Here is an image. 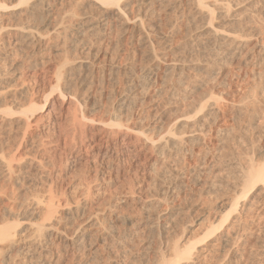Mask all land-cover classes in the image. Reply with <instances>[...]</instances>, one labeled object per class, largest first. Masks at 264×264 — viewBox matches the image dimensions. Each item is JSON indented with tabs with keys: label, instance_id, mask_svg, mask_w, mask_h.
Masks as SVG:
<instances>
[{
	"label": "rangeland",
	"instance_id": "obj_1",
	"mask_svg": "<svg viewBox=\"0 0 264 264\" xmlns=\"http://www.w3.org/2000/svg\"><path fill=\"white\" fill-rule=\"evenodd\" d=\"M165 1L167 0L128 1L130 3L126 8L128 21L118 13L116 7H113L110 10L111 12L109 11L110 14H101L100 8L96 9L99 5L97 4L98 0H85L83 4L80 2L79 5H68L66 8L62 3V5L57 3L59 6L56 4L57 7H54L58 11H54L51 16L49 15L50 18H55L54 20L61 23L60 18L63 21L64 19L67 20L71 16L69 14L76 10L79 14L82 12L85 15H80L85 21H91L87 23V26L93 24V28H95L90 30V25L86 27V32L84 29L85 33L82 31L83 33L79 34L78 39H74L76 47L71 49L68 54L60 50V46L52 45L47 52L48 54L46 53L45 56L38 57L37 61H33L35 57H32L31 60L25 58L24 53H26V50L17 54V52H14L12 45L8 47L0 45V72L1 75L3 74L0 77H4V82H0V88L9 86V88L15 89L22 86L21 92L17 93L15 97L18 99L17 102H21V104L28 103L29 97L35 92V89L39 88L40 96H42L39 102L41 104L47 103L46 108L51 109L50 116L45 118L44 122L41 123V127L32 130V141L30 140L23 146L19 144V140L26 128L28 117L21 112L22 108L19 109V103V105L17 104L13 107V112L15 113L12 115L7 114L8 121L6 126L0 129L1 156L9 157L10 154L12 156L16 152L15 150L19 149L22 152L25 150L26 158H28L26 155L29 156L35 153L40 155H38V158L43 157L41 166H37V168L29 165L24 166L20 173H16L18 176L16 180L18 181L14 180L12 182L9 181L10 178L7 177V172L5 173V169L3 170L0 164V198L4 200V204L11 205L13 209L19 211L20 217L14 219L16 222L19 220L18 230L21 232L20 235H29L31 226L33 227L36 223L43 220L40 214L33 218L31 215H27L28 220H24L23 211L32 212L35 209L31 204L33 197L36 198V196L48 194V190L50 191L49 187L53 186L56 196L65 197L68 202L67 205L60 208V211L63 209L64 213L60 212L58 220L56 219V224H58L57 226L61 231L59 237L62 245L69 243L68 238L72 236L79 237L82 235L85 238L84 236L88 235L83 243L84 258L88 259V261L93 259L91 263L97 264L100 261L103 262L105 260L106 262L108 260L116 261L118 264H146V259H148L145 258L146 254L153 257L158 255L160 250L165 249L164 245L168 244L169 240L173 242L176 238L182 236L184 228L190 227L188 233H186L188 237H200L202 230L199 228L197 219L203 217L205 212L215 204V201L218 202L216 197L220 194L222 195V193L228 194V191L233 192L232 187H226V185L235 182V176L239 173L238 165L246 164L249 157L253 159L264 158V0H230L233 6L231 16L235 15L232 19H228V16L223 18L224 16L219 15L218 10H216L215 15H219L214 20V22L216 21L214 23L216 26L212 25L208 20L206 21L200 13L193 10L194 0H177L173 4H167ZM125 3H121L122 6ZM69 7L71 9H68ZM91 11L96 15L95 17H93L94 15ZM238 18L241 19V22L236 23ZM140 20L143 24H141ZM19 22L20 19L17 17H13L11 20V23L14 24ZM133 25H135L136 31L133 30ZM214 29L222 33L233 32V34H239V32H242L243 37L245 35L244 38L252 40V43L245 41L243 44H236V46H226L227 43L225 45V43L223 44L220 41L217 42L213 36V38L211 37ZM132 32L136 34L146 32L151 36L152 40L159 41L158 45H156L161 59L159 61V72L161 73L159 74L160 77L165 78V82H162L161 85L159 84L160 86H155L157 88L153 87L151 90H146L148 93L142 96L143 98L145 96L142 99L145 103L142 102L140 112L138 111L136 117L133 118L135 123H130L132 124L131 126L136 132L145 128L149 131L155 129L157 135L159 133L158 138L168 135L172 129V131L186 136L191 133H200L199 135L202 138L200 145L193 146V150H196V153L199 150L200 155L198 152V154L195 153L192 156L191 153L187 152L189 153L187 156L190 157H186L182 153H175L176 157H174L175 154L174 156L164 157V163L166 162V165L170 164L167 167L170 166V169H172L170 170L168 167L167 172H170V174L166 173L163 180L170 181L168 180V175L171 177L172 175L175 177V174L181 175L177 179L184 180L183 185L186 190H184V193L181 192V195L180 193L179 195L173 193L174 197L169 193L168 195L174 199L169 197L170 204L163 202L159 209L164 219L159 222L154 220L152 223H157L158 225L146 228L144 226L145 222L151 223V220L145 218V209L141 210V208L145 201H147V204L153 201L151 199L155 197L150 195L153 192L155 193V191L150 187V191L148 189L137 193L132 198L136 199V201L132 200L129 202L130 200H128L123 202L118 200L121 197L119 192L122 190L119 186H123L125 183L126 185L128 184L129 176L127 171H124L125 166H123L122 173L118 178L113 176V181L109 184L107 183L104 191L92 193L87 203L83 195H80L81 186L83 188L85 180L90 179V174L95 172L96 165L90 155L83 153L80 155L81 157H77V152H71L69 146L65 147L64 150L65 141H61V143L57 141L59 134L64 137L63 133L68 134L73 128L71 113L65 109V104L67 107L69 105L67 103L74 99L72 97L69 101L66 99L65 102H62L58 98V90L49 82V79L56 77L57 66L66 57L70 58L71 62L73 61L72 65H79L82 60L88 64L93 63L94 69L97 71L90 73L92 79H89L91 81L88 77L86 78L85 75H82L85 72V67H81L79 72L77 70V74H82L79 77L76 75L77 79L72 80L69 90L81 102L79 109L77 108L78 113L85 114L86 118L90 120L96 118L95 116L99 117L107 114L112 107L118 104L121 96L123 97L125 93L124 89H127L128 86L126 76L123 73H119L113 79H109V76L104 78L100 67L108 66L112 61H116L118 69H125L133 50L131 46L132 39H130ZM196 38L197 41H195ZM218 46H222V50L225 51L222 52L228 55V60H225L226 57L224 56V58L218 57L213 53ZM2 47L4 49H1ZM13 47L15 48V46ZM226 47L230 49L227 51ZM231 50L233 53L230 52ZM139 51L141 52L142 49ZM140 52L138 59H142L141 61L145 60L144 62L149 64V57L151 58V56L147 55V52L146 54H142L143 51ZM207 61H211V63H207ZM197 62L200 63L197 64ZM17 73H23V79H17ZM83 78L84 80L80 81ZM21 81H24L23 85H19ZM158 88L160 89L158 90ZM15 98L12 97L10 99L13 100ZM10 99H7L8 102ZM208 100L209 102L219 101L221 104V109L215 118L212 115L205 118V111L203 110V112L201 110L195 111V108L192 110V107H194L192 105L201 104ZM3 104V100L0 99V105ZM72 107L70 105L69 108ZM36 112H39V109ZM211 117L214 120L216 119V121H213ZM203 118L207 119L208 122ZM88 119H86L87 122ZM90 120L89 122H91ZM210 120L214 123L212 124ZM51 121H56V123L54 122L55 124L51 125ZM203 121L209 125H206ZM203 124L205 126H202ZM197 129L200 130L197 132ZM179 130L183 131L179 132ZM186 147L190 149L191 145H186L183 150H187ZM217 161L219 162L218 164ZM211 165H214V167ZM100 166L104 165L100 164ZM234 166H237V168H233ZM231 168L232 170H230ZM208 170H211V172ZM197 175L198 177H195ZM199 175H202V177ZM207 176L210 177L207 179ZM217 176H222L225 179H222V177L217 178ZM191 177L193 180L190 179ZM195 179L196 181H194ZM137 180V178L133 179L135 184H137ZM204 181L205 183H202ZM199 182H201L202 186ZM208 182H212V186L215 183L216 185L218 183L226 185H223L222 192L215 193L211 191V193L207 191L210 189L208 187H211ZM167 184L164 182L166 187L168 186ZM164 185L162 184L161 186L165 189ZM257 191L254 190L253 192ZM160 194L162 197L165 196L162 195L163 193ZM239 198L243 200L245 196L240 195ZM79 200L83 203L80 211L76 209L77 201ZM22 204L27 205V209L24 208L23 210ZM113 204L116 205L114 212L129 214L131 219L128 224L124 225L119 219H113L114 212L111 211ZM258 206L254 211L255 214H242L243 223H245L244 225L247 226V229L240 242H248L246 243V248L240 245L234 250V254H238L243 249L254 252L255 255L260 254V257L254 256L258 261L251 258V262H248V264L264 263V201ZM140 211L144 214H140ZM237 215L239 216V214ZM4 217L1 222H15L13 221L14 219L8 218L9 216L7 218ZM99 218H102L101 221L105 219L103 221H105L106 225H113L112 229L103 228L105 226L100 224L102 222H98ZM220 231L221 229L218 231L219 233L217 232L218 237L220 236ZM198 233L200 234L198 235ZM122 237L126 240L125 242L122 240L121 243ZM18 248H13L9 251V254L17 255ZM67 251L70 256L67 253L64 255L63 264H71L72 261L69 262V259L72 260L74 258L72 250L68 248ZM201 252L203 254V251ZM225 253L224 251L210 252L209 257L207 256L206 261H201V264L234 263L235 261L232 260L231 263L228 259L229 255L233 259L234 254L227 253L228 256H226ZM203 255L205 256V254ZM94 259L96 261L100 260L95 263Z\"/></svg>",
	"mask_w": 264,
	"mask_h": 264
},
{
	"label": "bare ground",
	"instance_id": "obj_2",
	"mask_svg": "<svg viewBox=\"0 0 264 264\" xmlns=\"http://www.w3.org/2000/svg\"><path fill=\"white\" fill-rule=\"evenodd\" d=\"M84 1L85 0H2V2H0V45L1 46L3 45L4 47L5 46L8 47L12 45L14 52H17V54L18 52H24V50H26V53H24L25 58L31 60L32 57H35L33 61H37L38 57L45 56V54L51 49L52 45L60 46V50H62L64 53L67 52L68 54V52L71 49H75L76 47V41L74 42V39L77 38L79 34L89 25H90L89 27H91L90 30L95 29L93 28L94 25L89 24L87 26V23H90L91 21L90 20L85 21L83 18H81V16L83 15L82 12L81 14H79L76 10L72 11L73 12V13L71 12L72 14H69L71 16H69L67 20L62 17L64 19L63 21L60 18V21H62L61 23H59L57 20H54L55 18L54 19L50 18L49 15L51 16V14L54 11H58L56 10L57 3L60 4L62 3L66 8V6L68 5L69 6L71 5L75 6L77 4L79 5L80 2L83 4ZM128 1L131 0H98L97 4L99 5L98 8L96 9L100 8L99 11L101 12V14L102 13L107 14L111 9H113V7H116L118 13L124 16L125 20L128 21L129 18L127 17V12H126V8L130 4L128 3ZM175 1L177 0H167L165 2L167 4H173V2ZM123 2L126 3L123 4L122 6L121 3ZM231 2L232 1L230 0H194L193 10L200 13L206 21L208 20L212 25H214V23L216 22V21L214 22V20L219 15L221 16L223 15L224 16L223 18L228 16L227 17L228 19L229 18L232 19V17L235 15L234 14L233 16H231L233 11L232 10L233 6L231 5L232 4ZM68 9H71V7H69ZM216 10H218L219 12V15L217 14V16L215 15L216 14L215 12H217ZM95 16L96 15H94L93 17ZM13 17L19 18L20 22L17 24L11 23ZM238 19L236 20V23L241 22L240 21L241 19L239 20ZM141 24H143L142 21ZM133 30L136 31L135 25H133ZM241 33L240 32L239 34H233V32L222 33L219 30L214 29L211 37L213 36L217 42L220 41L223 44L225 43V45L227 43L226 46L230 45V47L231 45L236 46V44L238 43L243 44L245 41L248 43H252V40H249L248 38H244L245 35L243 37ZM150 37L151 36L146 32L142 34L140 33L136 34L134 32L131 33L130 39H132L131 46L133 50L131 51L132 52L130 54L131 56L129 57V61L126 64L124 70L118 69V64L116 63V61H112L111 64L108 66L100 67L102 68L104 78H107L109 76V79H113L116 78V76L119 73H123L126 76V83L128 86L127 89L126 88L124 89L125 93L123 97L121 96L120 100L118 101V104L115 107H112V109L109 110L107 114H103L99 117L95 116L96 118L90 120L86 118L85 114L78 113L79 112L78 107L81 105V102L78 98H75V96H73L72 94L73 92L69 90V88L72 85V80L77 79L76 75L79 77V75L82 74V73L77 74V70L79 72V70H81V67H85L84 70L85 72L82 75H85V77L86 78L88 77V79L92 77L90 76V73L97 71L96 69H94L93 63L88 64L83 62L84 60H82V62L79 63V65H72L73 61L71 62L69 60L70 58L66 57L64 61L62 60L60 65L57 66L56 77H54L53 79H49L50 80L49 82H51L52 86L58 90V98L62 102H65L66 99L67 101H69V99L72 97L74 99L73 101L67 103L69 104L67 107L65 104V109L69 110L71 113V119H72L71 121H73L72 122L73 128L70 133L68 134L63 133L64 137H61L62 135L59 134L57 141H59L60 143L61 141H65L64 142L65 146L63 145L64 150L65 147L69 146L71 152L72 151L77 152V157H79L83 153L90 155L93 158V163L96 165V169L94 170L95 172H93V174L92 173L90 174L89 180L87 179L85 180L83 188L81 186L80 195H83L84 200L87 203L90 199L89 196L92 193L94 194L104 191V188H106L105 186L107 185V183L109 184L113 181V176H116L118 178L122 173L123 166H125L124 171L126 170L129 176V179L126 178L128 179V181L126 179L125 181H127L128 184L126 185L125 183L123 186H119L122 188V190L119 192L121 197L118 198V200L123 202L128 200H130L129 202H131L132 200L136 201V199H132V198H134L133 196L136 195L137 193H141L143 190L147 191L150 187H152L154 189L153 191H155V193L153 192L150 195V196L154 195L155 198L151 199L153 201H151L148 204L147 201H145V204L143 203L142 208L140 207L141 210L145 209L144 211L145 218L151 220V223L145 222L144 225L145 228L157 226L158 225L157 223H152V221L154 220L159 222L161 219H164L159 209L162 206L161 203L163 202H168V204H170L168 200V198L170 197V195H168L169 193H171L172 197H174L175 196L174 194L179 195L180 193L181 195V192L184 193V190H186L185 189L186 187H184L183 185L184 180L183 179H182L183 181L181 179L178 180L181 175L178 176L177 174H175V177H173V175L172 177L168 175L170 174V172L168 173L167 171H168V167L170 169V166L167 167V165L170 164L166 165L165 164L166 162L164 163L163 161L164 157L174 156L175 153L176 154L182 153L183 155H186V157H190L187 156V154L191 153V155L193 156L196 153V150H193L194 148L193 146L195 145L197 146V144L200 145V141H202V138L199 135L200 133L199 134L191 133L186 136V135H180L177 132L172 131L173 130L172 129L171 132L168 133V135H164L158 138L159 133L157 135L155 129L154 130L151 129V131H149L148 129L145 128L140 130L139 132H136L135 129L131 126L132 124L130 123H135L133 118L136 117L138 111L140 110V107H142L141 106L142 102H144L142 100L145 98V96L144 98L142 97L143 94L145 95L146 93H148V91L146 92V90H151V88L153 89V87L160 86L162 82L163 83L165 82V78L160 77L159 74L161 73L159 72L160 69L159 61L161 59L159 57L158 47H156L159 41L156 42L152 40ZM195 41H197V38ZM13 46H15V48ZM4 47H2L1 49H4ZM141 49L143 51V52L141 51L142 54L143 53L146 54L147 52L148 53L147 55L151 56V58L149 57V61H150L149 64H147V62H144L145 60L141 61L142 60L141 58H140L141 60L138 59V54L140 52L139 50ZM222 49H223L222 46H218V48L215 49L213 53L218 57L224 56L226 57L225 60H228L227 59L228 55H225V53L223 54V52L225 51H223ZM226 49L228 51V49L230 48L226 47ZM145 50L147 51L145 52ZM230 52H232V50ZM142 62H144V64H142ZM208 62L209 61H207V63ZM199 63L197 62V64ZM209 63H211V61ZM16 77L17 79L21 80V78L23 79L24 75L23 73H17ZM82 80H84V78L81 79L80 81ZM0 82H4V77H0ZM23 82L21 81L19 85H23ZM21 89L22 86L20 88H15V89L9 88V86H2L0 88V99H2L4 102L3 105H0V129L6 126V122L8 121L7 114L12 115L13 113H15L13 112L14 111L13 107H15L19 103L17 102L18 99L15 97L17 93L21 92ZM159 89L160 88H158V90ZM40 93L41 92L39 88L35 89V92L32 93L31 97H29V100L27 101L28 103L26 102L25 104L23 103L21 104V102L19 103L20 104L19 109L22 108L21 112L27 115L28 117V120H26V128L24 132L21 134L19 140L20 141L19 144L21 146H23L25 143H28L31 140V137H33L32 130L37 128L39 129L41 127V123L44 122L45 118L50 116L51 109L46 108L47 103L41 104V102H39L40 99L42 98V96H40ZM12 97H14L15 99L11 100ZM7 99H10L9 102ZM70 105L73 107L69 108ZM192 106H191L192 110L193 108H195L194 109L195 111L197 110L205 111L204 113L205 118L209 115L210 116L212 115L215 118L218 115L217 114L218 111L221 109V104L219 103V101L209 102L208 100L205 101L204 103L201 104L197 103V105H192ZM38 109L39 112H36ZM85 118L88 119V122L86 121ZM214 118L213 121H216V119L214 120ZM89 120L91 122H89ZM204 120L208 122L207 119ZM54 122L56 123V121H53L51 125H54L55 124ZM211 123L213 124L214 122L211 121ZM205 124H203L202 126H205ZM210 128L209 130H211ZM199 130L197 129V132ZM201 130L204 131L203 129ZM182 131L179 130V132ZM186 145L189 146L191 145V148L189 147L190 149H187L186 147L187 150H183ZM199 149L201 150V148ZM15 151H14L15 153L12 154V156L10 154L9 157L0 155L1 167L3 168V170L5 169V173L7 172L8 174L7 177L10 178L9 181L11 182L14 180L18 181L16 180L18 178L16 173L17 174L18 172L20 173V171H22L21 169L24 166L26 165L33 167L35 166V168H37V166H41L42 165L41 159L43 158V157L38 158L39 154L37 155V153L31 154L29 156L26 155L28 157L26 158L24 153L25 150L23 152L22 150L19 151V149ZM198 152L199 150L197 151L196 154H198ZM176 154L174 157H176ZM96 163H98L99 165ZM218 163L219 162L217 161V164ZM100 164H103L104 166H100ZM242 164L243 165H238L239 173L237 174V176H235L236 179L234 178L235 182L234 183L232 182L233 185L232 183L230 185L225 184L226 187L227 186L232 187L231 189L233 190V192L228 191V194H224V193H222V195L220 194L218 197H216L218 202L215 201V204L212 207H210L206 212L204 211L205 214L203 215V217L197 219L199 228L202 230L201 235H199L200 233H198L200 237H196V238L193 236H192L193 238L188 237L186 233H188L190 227L184 228L183 230L184 233L180 230L182 232V236L176 238L175 240L173 239L174 241L173 242L171 241L172 243L169 240L170 243L168 242V244L164 245L165 249L160 250L158 252L159 253L158 255L153 257L146 254L145 258H148L146 259L147 260L146 264H201V261L204 260L206 261L207 256L209 255L210 252L216 253L219 251H224L226 252L225 253L226 256H228L227 253L234 254V250L237 249L236 248L237 246L240 245L242 247L246 246V243L248 241L245 243H243L244 241L240 242L241 237L245 234V231L247 229L246 228L247 226H245L244 225L245 223H243L244 220L242 219L243 218L242 214L254 213V211L257 209V206L264 201V158L253 159L249 157L246 164L244 163ZM212 167H214V165ZM233 168H237V166L236 167L234 166ZM230 170H232V168ZM208 171L211 172V170ZM166 173H168L167 177H169L168 180L170 181H166V179L163 180ZM172 174L174 173L172 172ZM209 175L211 174L209 173ZM199 176L202 177V175ZM184 177L186 176L184 175ZM195 177H198V175ZM208 177L210 176H207V179ZM221 177L217 176V178H221ZM134 178L138 179L137 184L134 183L133 181ZM223 178L224 177H222V179ZM190 179H192V177ZM194 181H196V179ZM164 182H166V184L168 182L167 187L166 185H164ZM199 183L201 185V182ZM202 183H205V181ZM208 183L211 185V187H208L210 189H208L207 191L209 192L214 191L215 193H218L219 191L220 192L223 191L222 188H224L223 187L224 184L220 185L221 183L217 182L218 183L217 185L216 183L215 184L213 183L214 186H212L211 184L212 182H208ZM162 184L166 187L165 189L163 186H161ZM52 187H49L50 191L48 190V194L40 195L38 197L36 196V198L33 197L31 204L34 206L35 209L33 208L34 210L32 212L29 213V211L27 210L23 211L24 220L27 219V215H31V217L33 218L39 214L42 216L43 219L41 222L36 223L35 226L33 227L31 226L30 229L31 233H29V235H22V234L20 235L21 232L18 230L19 220H17L16 222L14 219L20 217L19 211L13 209L11 205L4 204V200L0 198V264H63L62 260L65 257L64 255L68 252L67 251L68 248L72 250V253L74 255L73 256L74 258L71 255L73 259L70 257L72 260L69 259V262L71 261L73 262V263L71 262V264H94L91 263L93 259L92 260L89 259L90 261H88V259L86 260V258H84L85 252H84L83 243L85 242L84 240L85 238H87L88 235L84 236L85 238H83L82 235L79 237L72 236L71 238H68L69 243H67L66 245L61 244L59 237L61 231L60 228L57 226L58 224H56V219L58 218V214L64 213V210L62 209L63 211L62 210L60 211V208L62 206L67 205L68 202L65 197H57L56 196L57 194L54 193L55 191H53ZM150 190L151 189H149L148 191ZM254 190H258V191L253 192ZM160 193H163L162 195L165 196L164 197L160 196L161 195ZM240 195L245 196V198L243 200H240L239 198ZM172 197L170 198L174 199ZM114 204L112 205L111 211L115 209L116 205ZM76 206H77L76 207L77 210L79 211L82 210L83 203L81 202V200L77 201ZM21 207L23 208V210L24 208L27 209V205L22 204ZM115 212L113 219L116 220L119 219L124 225L129 223V220L131 219L129 214L123 212L122 213L120 212L115 213ZM144 213H141L140 211V214H144ZM237 214H239V216ZM4 216L7 217L9 216L8 218L14 219L13 221L15 222H6V223L1 222V220H4L3 219ZM101 219L99 218L100 221L98 220V222L99 223L102 222L100 224L102 226L103 225L105 226L103 228L112 229L113 225L112 226L106 225L105 221H103L105 219H103L102 221ZM220 229H221L220 231L221 233L220 236L218 237L217 232ZM124 237H122V239L120 240L121 243L122 240H124ZM64 243L66 242L64 241ZM15 247H19L16 252L17 255L15 254L10 255L9 251ZM201 251H203V254H205V256L202 254ZM67 255L69 254L67 253ZM258 255H255L254 252H249L247 249H243L241 250V252H238V254L237 253L234 254L233 259L231 258L230 255L228 259L231 261V263L232 260L235 261L232 264H248V262H251L250 261L251 258L253 260L254 256L260 257V254ZM18 256L22 258H19ZM53 261H55V263H53ZM94 261L95 263L97 262L95 259ZM256 261L258 260L256 259ZM115 262L116 261L112 262L108 260H106L105 262L104 260L103 262L100 261V263L99 262L98 263L118 264L117 262L116 263ZM221 263L222 262H220V264Z\"/></svg>",
	"mask_w": 264,
	"mask_h": 264
}]
</instances>
